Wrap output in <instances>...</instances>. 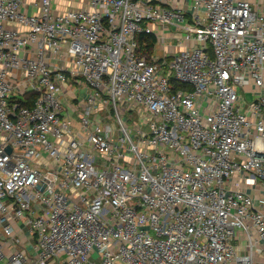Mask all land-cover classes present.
Returning a JSON list of instances; mask_svg holds the SVG:
<instances>
[{
    "label": "built area",
    "instance_id": "1",
    "mask_svg": "<svg viewBox=\"0 0 264 264\" xmlns=\"http://www.w3.org/2000/svg\"><path fill=\"white\" fill-rule=\"evenodd\" d=\"M78 1L0 0V264H264V16Z\"/></svg>",
    "mask_w": 264,
    "mask_h": 264
},
{
    "label": "crops",
    "instance_id": "2",
    "mask_svg": "<svg viewBox=\"0 0 264 264\" xmlns=\"http://www.w3.org/2000/svg\"><path fill=\"white\" fill-rule=\"evenodd\" d=\"M246 1L251 9L259 14L264 16V0H243ZM81 2L79 3L78 0H53V6L54 9L57 12H62L65 9L72 7V8H77L79 7ZM163 39L160 42H156L153 52L157 56H172L177 52V50L182 49L183 47L190 45L191 42H183L180 43L179 39L177 38L178 34L172 29L170 30H165L163 33ZM263 78H264V68H263ZM241 97L244 100H251L254 97V88L252 85H247L244 88V91L240 92ZM243 186H248L247 184H244ZM247 191L253 195L254 197H258L259 195L264 194V185L261 184L260 182H256L254 187H249L247 188Z\"/></svg>",
    "mask_w": 264,
    "mask_h": 264
},
{
    "label": "trees",
    "instance_id": "3",
    "mask_svg": "<svg viewBox=\"0 0 264 264\" xmlns=\"http://www.w3.org/2000/svg\"><path fill=\"white\" fill-rule=\"evenodd\" d=\"M137 41H138L139 50L142 51L146 55H150L152 53L153 48L156 44V39H155L154 35H150V34L147 35L145 33L138 35ZM33 95L28 93V95H27L28 98L26 101H31L34 98ZM23 104H25V103H23ZM25 105H27V104H25Z\"/></svg>",
    "mask_w": 264,
    "mask_h": 264
},
{
    "label": "rangeland",
    "instance_id": "4",
    "mask_svg": "<svg viewBox=\"0 0 264 264\" xmlns=\"http://www.w3.org/2000/svg\"><path fill=\"white\" fill-rule=\"evenodd\" d=\"M239 92H240V91L238 90V93H239ZM237 233H238V234H240V232H239V231H237Z\"/></svg>",
    "mask_w": 264,
    "mask_h": 264
},
{
    "label": "water",
    "instance_id": "5",
    "mask_svg": "<svg viewBox=\"0 0 264 264\" xmlns=\"http://www.w3.org/2000/svg\"><path fill=\"white\" fill-rule=\"evenodd\" d=\"M7 151H9V148H7Z\"/></svg>",
    "mask_w": 264,
    "mask_h": 264
}]
</instances>
